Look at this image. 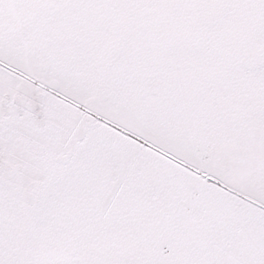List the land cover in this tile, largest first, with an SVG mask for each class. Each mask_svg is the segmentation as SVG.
<instances>
[{
  "label": "snow or ice",
  "instance_id": "6c2138e0",
  "mask_svg": "<svg viewBox=\"0 0 264 264\" xmlns=\"http://www.w3.org/2000/svg\"><path fill=\"white\" fill-rule=\"evenodd\" d=\"M0 264H264V0H0Z\"/></svg>",
  "mask_w": 264,
  "mask_h": 264
}]
</instances>
